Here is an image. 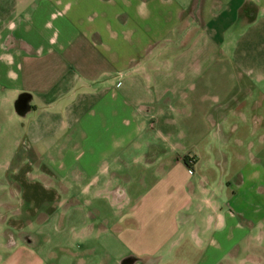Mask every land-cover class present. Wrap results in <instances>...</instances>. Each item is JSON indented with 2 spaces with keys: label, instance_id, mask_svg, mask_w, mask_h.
Returning <instances> with one entry per match:
<instances>
[{
  "label": "crops",
  "instance_id": "obj_1",
  "mask_svg": "<svg viewBox=\"0 0 264 264\" xmlns=\"http://www.w3.org/2000/svg\"><path fill=\"white\" fill-rule=\"evenodd\" d=\"M261 124L264 0H0V246L38 264H251ZM213 132L252 151L227 188ZM204 199L211 232L192 239Z\"/></svg>",
  "mask_w": 264,
  "mask_h": 264
},
{
  "label": "rangeland",
  "instance_id": "obj_2",
  "mask_svg": "<svg viewBox=\"0 0 264 264\" xmlns=\"http://www.w3.org/2000/svg\"><path fill=\"white\" fill-rule=\"evenodd\" d=\"M215 72H211L210 71V77L215 78V76H213ZM240 97H244L245 99L248 100V91L247 88L242 87L241 88V92H240ZM212 99V98H211ZM209 102V111L210 114H214L213 116H215V107L212 109V105L214 104L213 102ZM246 108L248 107V104L246 103ZM243 112H247V109H244ZM174 114H176L177 116H182L181 112H179V110L176 112H174ZM247 114V113H246ZM245 120L241 118V123L244 124L248 123V117L245 116ZM209 131L212 132L213 130L215 131L216 127L214 124L215 117L213 119H211L209 117ZM213 121V122H212ZM250 121V120H249ZM213 123V124H212ZM246 125V128H242L240 130V132L242 131V134H239L240 138H242V142L246 141L247 138V134H245L246 131H248V124H244ZM262 128H264V124H261ZM216 132L211 133L208 136V141L204 142L202 144V146L205 148V155L204 157L206 158V162L207 165L210 164L211 161L215 160L217 157H220L221 154V158H224V161L226 163H229L228 166V172L225 173L224 177H223V182L225 183V186L227 188V182L231 181L232 177H233V173L234 171H236L237 169H239L238 166L242 167L245 163H247L250 160L251 157V152L249 150V146H242V145H237L236 143H234L233 141V135L232 134H226L222 141L221 138L219 139V144L217 142V136L215 134ZM160 140L162 139L159 136ZM245 138V139H243ZM179 136L176 135V142H178L179 140ZM224 140V142H223ZM224 143V144H223ZM213 144V145H212ZM14 146H0V165L4 164L6 162V160L8 159L9 156V151L11 148H13ZM177 147V153H181V155L183 154V147L189 148L191 146H176ZM183 148V149H181ZM218 148L220 149L218 152ZM179 149V150H178ZM256 150L258 151L259 155H264V146H256ZM4 161V162H1ZM2 163V164H1ZM206 165V170L209 171V173L207 174L210 177V182H209V186L211 187L210 190L215 189L216 190V184L217 181L220 179L221 173L219 172V177L218 176H214L211 175V172L209 170V168ZM236 166V167H235ZM215 171V170H214ZM8 173V169L6 168V166H0V177H5L7 176ZM8 185V184H7ZM8 187V186H7ZM5 188L6 190H8V188ZM213 197V191L208 194V199L212 200L214 198ZM0 198L3 200V198H5V194L4 192H0ZM201 207V210L199 209V211L197 210L198 208ZM193 219H191V222L186 226L188 227V229L190 230V234H191V238L194 239L198 236V234H201V231L205 230L207 227H209V230L207 231V234L209 235L211 232V227L210 223L211 221H209L210 218V204L209 201H207L206 199L199 201V204L196 206V208L193 209ZM1 211L3 212L4 209L1 207ZM202 231V232H203ZM257 235L259 234L260 236H262V241H260V243L263 245L264 247V223L263 222H257V230H256ZM12 253V254H11ZM27 257H30L32 259V261H29ZM250 263L251 264H264V249L261 253H258L257 256L252 255V257L250 258ZM0 264H38L36 262V258L32 257L28 251L25 249L24 246H18L17 248L13 247V248H8L7 246L3 247L0 246Z\"/></svg>",
  "mask_w": 264,
  "mask_h": 264
},
{
  "label": "trees",
  "instance_id": "obj_3",
  "mask_svg": "<svg viewBox=\"0 0 264 264\" xmlns=\"http://www.w3.org/2000/svg\"><path fill=\"white\" fill-rule=\"evenodd\" d=\"M186 159V158H185ZM186 161H187V159H186Z\"/></svg>",
  "mask_w": 264,
  "mask_h": 264
}]
</instances>
